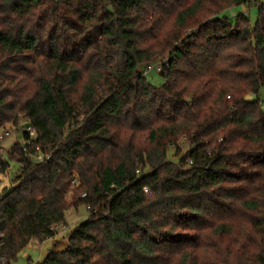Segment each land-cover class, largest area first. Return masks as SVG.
Instances as JSON below:
<instances>
[{"label": "trees", "instance_id": "16d2710c", "mask_svg": "<svg viewBox=\"0 0 264 264\" xmlns=\"http://www.w3.org/2000/svg\"><path fill=\"white\" fill-rule=\"evenodd\" d=\"M29 124L52 160L0 152V264L81 204L36 264H264L263 0H0V126Z\"/></svg>", "mask_w": 264, "mask_h": 264}, {"label": "rangeland", "instance_id": "374dc122", "mask_svg": "<svg viewBox=\"0 0 264 264\" xmlns=\"http://www.w3.org/2000/svg\"><path fill=\"white\" fill-rule=\"evenodd\" d=\"M247 11V17L252 21L255 22L258 18L259 8L257 6L252 5L248 6L245 4H241L240 6H234L231 8H228L225 13L222 16L228 17L233 23H235L238 19V15L244 13ZM146 78L155 86L160 87L164 82L165 78L161 76L159 72L156 70H152L148 73H146ZM252 98V96H250ZM17 133H13V135L6 140L4 143L5 148H9L13 145V143L17 139ZM20 136V135H19ZM21 137V136H20ZM19 137V138H20ZM183 148H187V144L183 141H181ZM171 160H174L175 162H178V157L173 156V150H170L169 153ZM18 169V165L16 163H11V169L6 176H0L2 177L0 190L4 186L10 185V180L14 176V173ZM72 191L75 190L76 187H71ZM81 194V193H80ZM73 193L70 192L67 197L68 199L72 198ZM66 215V222L61 224L65 225V229L63 231V235L54 236L52 239H47L42 243H33L29 246H27L24 250H22L18 256L17 259L14 260L11 264H36L40 261H42L48 254L50 247L55 245V247L58 250H65L66 245L68 242V237L73 231V228L77 226L82 221L86 220L90 213H88V209L86 205L81 204L78 208H70L67 210Z\"/></svg>", "mask_w": 264, "mask_h": 264}, {"label": "built area", "instance_id": "2783aa9c", "mask_svg": "<svg viewBox=\"0 0 264 264\" xmlns=\"http://www.w3.org/2000/svg\"><path fill=\"white\" fill-rule=\"evenodd\" d=\"M264 2V0H263ZM244 13H247L245 11ZM167 62V59L160 61L159 63L148 65L145 68V73H148L152 70H156L157 72H161L164 68V64ZM13 133H17V139L22 142L25 154L27 157L31 158L35 162H47L52 160V155L48 150L42 147L40 143H37L36 140L38 138L37 131L33 128L32 125H19L15 128V131L11 128L0 126V152L3 150L4 143L7 139H9ZM20 137V138H19ZM1 163V160H0ZM71 186L78 187L80 185L79 175L77 172H74L71 176ZM144 193L148 196L152 195V191L149 187H145L143 189ZM81 197H86V192H81ZM89 208V207H88ZM65 229V225L55 224L51 227V230H54L55 235L59 236L63 235V231Z\"/></svg>", "mask_w": 264, "mask_h": 264}, {"label": "crops", "instance_id": "0c3cea01", "mask_svg": "<svg viewBox=\"0 0 264 264\" xmlns=\"http://www.w3.org/2000/svg\"><path fill=\"white\" fill-rule=\"evenodd\" d=\"M49 239H52V237H50Z\"/></svg>", "mask_w": 264, "mask_h": 264}]
</instances>
